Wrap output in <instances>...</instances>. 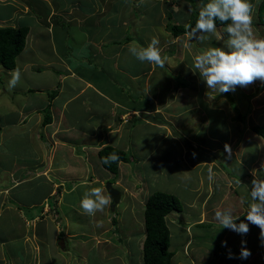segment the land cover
<instances>
[{
  "label": "crops",
  "instance_id": "0c3cea01",
  "mask_svg": "<svg viewBox=\"0 0 264 264\" xmlns=\"http://www.w3.org/2000/svg\"><path fill=\"white\" fill-rule=\"evenodd\" d=\"M60 1L62 0H0V8L6 10L0 13V25H26L29 28L26 44L16 57L14 69L20 70L21 81L14 91L22 93L20 98H23L29 92L44 93L47 90L45 104L49 103L50 111V120L45 124L41 114L45 104L20 112L16 104L18 102L12 104L10 92L14 91L8 90L7 76H11L14 69L6 70V80L0 81V103L2 100L10 104L0 113V264H41L45 259L44 249L50 259L55 255L57 258L63 257V253L57 248L62 230L68 237L75 234L73 231L69 233L70 221L66 216H63L62 229L59 230L60 221L53 215L57 208V212L62 211V202L67 194L57 179L62 177L67 180L71 177L70 174L83 179V171L88 170L84 163L88 162L90 165L93 155L97 157V150L108 144L107 131H114L117 126L120 131L123 123L133 124V120L138 117L150 129L171 125L165 115L169 113L171 97L169 94L162 96L159 86L165 84L163 90L166 91L175 87L176 83L171 76H150L153 67L147 62L141 63L142 66L139 67H136V62H132L128 49L130 45L136 44L132 42V36L131 39H126L129 37L126 29H120L124 24L128 25V21L115 19L119 11L123 12L121 4L112 6L110 3L115 2L114 0H97L99 5L94 8L89 0L88 6L82 8L84 5L80 2L68 5L59 4ZM15 8L20 12L17 16H14ZM129 17L136 16L131 14ZM67 26L80 29V36H69ZM88 29L92 32L90 36ZM77 63L80 67L75 66ZM110 76L113 79L109 83L114 84L115 81L119 85H114L115 91L111 89V92H107L105 86L102 88L99 84L106 85L103 79ZM54 88L57 91L49 100L48 90ZM180 88L186 89L184 84ZM118 89H125L128 94ZM252 90L256 91L254 96H259L264 92V85ZM40 97L44 98V94H40ZM13 98L15 99V95ZM157 99L160 101H156ZM159 112H162V121L155 120L152 115ZM30 115L34 118L27 121ZM82 115L86 116V120H82ZM20 131L26 134V144L16 143V133ZM244 131L249 134L250 125ZM238 134L239 129L235 131V137L238 138ZM253 135H247V143H244L242 137L233 140L231 136L226 143L212 137V146L209 143L193 142L209 153L201 152L193 158L200 167L192 186L191 180L188 181L186 195L189 199L184 200L170 190L181 200V212L186 208L196 211L193 217L184 221L186 226L194 225L195 229L220 226L214 212L229 207L234 214L245 220L244 209L251 202L248 197L251 186L249 187L247 178L253 179V173L264 177V172H261V165L264 164V139L255 133ZM12 137H15L13 142ZM164 138L166 137H161ZM172 139L182 144L178 137L173 136ZM83 140L87 142L86 145ZM144 141L141 139V144ZM146 141L151 142V139ZM75 142H80L82 147L86 146L87 153H75ZM136 144H139L138 139ZM225 144L230 146V157L225 152ZM115 147L124 150V147ZM182 152L184 149L174 155V159L178 163H190V159L180 160L185 154ZM72 158L77 159V166L69 163ZM209 169L214 173L213 181L208 179ZM61 170H64L62 174ZM180 175L181 173L178 181L182 182L186 177L180 178ZM114 184L117 185V182ZM70 189L72 187L68 191ZM190 194H194V198L191 199ZM48 199H52L55 204L50 205ZM242 199H246L247 203L242 204ZM67 205L70 209L74 208L68 201L65 203ZM185 215L186 213H182L181 218ZM254 227L257 231L255 236L259 239L260 230ZM195 231L202 234V231ZM231 231L225 228L220 232L219 240L221 243L226 242V253L223 256L214 254L212 264H264V251L251 248H248L251 255L247 259H241V242L237 249V244H234L236 241L230 238L233 233ZM251 236L249 231L242 239L246 241ZM63 246L61 247L65 251ZM229 254L232 258H229ZM58 261L59 264H67L64 260Z\"/></svg>",
  "mask_w": 264,
  "mask_h": 264
},
{
  "label": "rangeland",
  "instance_id": "374dc122",
  "mask_svg": "<svg viewBox=\"0 0 264 264\" xmlns=\"http://www.w3.org/2000/svg\"><path fill=\"white\" fill-rule=\"evenodd\" d=\"M79 2L84 5L81 6L84 8L88 6L89 0H62L58 3L76 5ZM204 2H208V0H122L121 3L116 1L117 4H121L123 12L119 11L115 19H127L128 25L124 24L120 29L127 30L128 36L133 37L132 42L137 47H146L153 36L158 37L160 40L159 47L161 48V55L166 57V64L164 68L152 65L150 76H158L159 74L171 76L176 83L175 87L168 88L166 91L163 90L166 87L165 84L159 86L162 96L169 94V97H171V100L169 99V113L165 114L167 122L171 125L164 128L154 127L150 129L148 125L144 124L141 117L133 120V124L123 123L120 131L117 130L119 129V126H117L114 131H107L106 136L110 145L121 146V148L126 145L124 150L131 158L128 162L119 161L116 173L106 170L100 164L98 157L93 155L94 159L90 165L88 162L84 163L88 170L83 171L85 175L83 179L74 177L71 174V177L67 180H63L62 177L57 179L64 191L67 192L64 196V202L72 203L74 208L70 209L68 205L65 206V203L62 202V211L57 212V208L53 215L60 221L61 228L58 226L59 230L62 229L63 216H66L67 220L70 221L68 225L69 233L73 231L75 235L68 237L65 231L62 230L59 240H63L64 244H61L64 245L63 247L66 250H63L59 241H57V248L60 249L61 254L63 253V257L57 258V255H55L56 257L50 259L46 255V249H44L45 259L41 264H59L58 260H64L67 264H143L141 250L144 235L143 208L147 195L154 190L167 192L171 190L183 197L184 200H188L189 198L186 195L188 181L191 180L190 185L192 186V182L194 183V179L198 176L196 172L200 167V165L195 164L193 158L201 152L206 153L208 151L199 148L193 142L209 143L212 146V137L215 136L226 143L229 136H231L233 140L242 137L244 143H247L249 140L247 135H253L254 132L250 130L248 131L250 133L247 134L244 128L264 120V92L259 96H254L256 91L252 90L254 87H260L261 82L259 80L248 87H237L235 91L228 92L233 99L232 101L226 96L227 93L217 95L215 92L208 90L199 74L192 69L195 56L201 54L207 48L225 47L227 34L224 29L227 25L217 26V32L214 34H205L208 38L204 42H199L196 39V36L201 35L200 32H197L189 41L186 33L173 37L168 30H165L166 22L169 21L176 24H186L195 10L200 9L197 4L201 6ZM250 2L254 5L253 30L257 36L264 37V25L255 23L259 0H250ZM90 4L95 8L99 5V2L90 0ZM110 4L115 5H113V2ZM16 10L15 8L14 16L20 13ZM3 11L6 10L0 8V13ZM131 14L136 17H129ZM66 30L69 36L72 34L80 36V29L77 30L75 27L67 26ZM88 33L90 36L91 29H88ZM221 37L223 38L221 39ZM132 62H136V67L142 66L141 62L133 56ZM75 66L80 67L79 63ZM5 73L8 74L6 69L0 67L1 82L6 80ZM10 78L11 76H7L8 81ZM112 79V76L103 79L106 85L101 83L99 84L100 87L104 88L105 86L107 92H111V89L115 91L114 85L119 84L115 81L114 84H110L109 82ZM182 84L186 87L185 90L180 88ZM176 88L178 91H176ZM118 90L128 94L125 89ZM11 91H14V89ZM50 91L48 90V92ZM10 93L12 104L18 102L16 104L20 108V112L32 110L34 109L33 106H43L47 102L45 98L47 90L44 93L29 92L23 98H20L22 93L17 94L15 91ZM40 94H44V98L40 97ZM14 95L15 99L13 98ZM156 101L160 100L157 99ZM8 105L10 104H6L1 100L0 113H3ZM159 106L162 110V106ZM43 112L41 110V114ZM152 115L155 120L162 121V112ZM33 118L30 115L27 121ZM82 120H86L85 115H82ZM82 120L79 121L80 124ZM94 120L96 121V118ZM232 120L235 122H232ZM91 122L93 121L91 120ZM238 129L237 138L234 134ZM42 132L45 133V130H42ZM16 134L18 136L16 143L18 145L26 144V134L22 131ZM162 136L166 138L161 139ZM173 136L181 139L182 144L173 140ZM148 138L151 139V142L146 141ZM137 139L139 144H136ZM141 139L145 140L144 144H141ZM14 140L15 137H12V142ZM77 141H80V139ZM86 143L83 140V144L86 145ZM74 145L75 153L82 155L87 153L86 146L82 147L80 142H75ZM182 149H184L185 156H183L185 158L182 156L180 160L189 161L190 159L192 164L178 163L174 159V155L180 153ZM196 152L198 153L196 154ZM76 161V158L69 159V163L71 162L75 166H77ZM80 163L83 166L81 161ZM63 172L64 170H61L60 174ZM261 172H264V167ZM180 173V178L182 176L186 177L182 182L178 181ZM247 180L250 187L252 179L249 177ZM114 182H117L118 186ZM106 183H110L112 187L118 190V202L113 203L112 201L108 208L102 213L97 212L95 216L85 215L80 208L83 194L94 187H104ZM70 187L72 189L68 191ZM190 196L191 199L194 198V194H190ZM48 201L50 205L55 204L52 199H48ZM112 205L113 207H111ZM195 212L193 208H186L182 212L171 210L167 215V225L170 231L169 249L173 252L171 259L175 264H212V259L215 258L214 254L223 256L226 253L224 245L219 240L220 232L225 230V228H221V225L195 229L194 225L188 227L187 224H184V221L193 217ZM182 213H186L183 218H181ZM98 223L101 224L100 227H97ZM249 228L252 236L246 240V247L264 251L260 238L258 239L255 236V227L250 224ZM195 230L202 231V234H197ZM231 232L233 233L230 238L236 241L234 244H237V248L241 240L244 239L240 234L234 231ZM83 249L85 250L83 251ZM240 249L241 245L239 246Z\"/></svg>",
  "mask_w": 264,
  "mask_h": 264
},
{
  "label": "clouds",
  "instance_id": "9594fccd",
  "mask_svg": "<svg viewBox=\"0 0 264 264\" xmlns=\"http://www.w3.org/2000/svg\"><path fill=\"white\" fill-rule=\"evenodd\" d=\"M253 12L254 5L250 0H208L206 4L200 6L195 26L187 25L188 40L190 41L197 32H200L201 35L196 36V39L199 42H204L208 38L205 34L217 32V21L227 24L224 29L227 34L225 47L207 48L195 56L192 65L193 71L199 74L206 88L217 95L235 91L237 87H248L257 80L264 85V37L257 36L253 30ZM229 21L230 23H228ZM159 45V38L153 36L146 47L130 45L128 50L141 63L147 62L150 65L164 68L166 57L161 55ZM20 81V70L18 68L12 70L11 78L8 81V90L14 89ZM48 113L50 115V111ZM42 115L44 120L45 111ZM224 148L230 157V146L225 144ZM118 160L119 156L112 153L102 158L101 162L107 165ZM262 167L264 164L261 165ZM208 179L209 181L214 180L212 169L208 170ZM248 197L251 202L244 209L245 220H240V215L234 214L230 207L215 210L214 217L221 228L231 229L241 236L247 235L250 231V224L258 227L261 246H264V177L256 176L253 173ZM241 203H247V200L242 199ZM111 204L112 196L106 187H94L83 194L80 208L85 215L95 216L97 212L102 213ZM168 214L164 216L166 223ZM100 226L101 224L98 223L97 227ZM222 244L227 246L226 242H222ZM250 255L251 252L246 247V241L241 240L240 258L247 259ZM229 258H232L231 254H229ZM172 264L175 263L172 262Z\"/></svg>",
  "mask_w": 264,
  "mask_h": 264
},
{
  "label": "trees",
  "instance_id": "16d2710c",
  "mask_svg": "<svg viewBox=\"0 0 264 264\" xmlns=\"http://www.w3.org/2000/svg\"><path fill=\"white\" fill-rule=\"evenodd\" d=\"M113 5L118 0H114ZM119 0L118 3H121ZM204 2L203 4H206ZM109 5V3H108ZM198 8L200 5H198ZM199 10H195L191 19L186 24H176L171 21L166 22L165 30H168L173 37H176L187 32V25L195 26L198 19ZM257 24H264V0H259L256 10ZM217 26L227 25L216 22ZM230 23V21L228 22ZM29 32V28L26 25L11 26L0 25V66L6 70H11L16 67V57L22 51L26 44V36ZM131 39L130 36L126 38ZM56 89L49 92V100L56 93ZM226 96L230 99L231 96L227 93ZM49 103L43 108L45 111V118L43 123L50 120L48 113ZM240 117V116H238ZM250 130L256 135L264 139V120L260 123H255L250 126ZM115 153L119 156L117 162L110 164H103L102 158ZM97 157L101 165L112 173H116L118 169L119 161L128 162L131 160L126 150L117 148L110 144H105L97 150ZM19 207V206H18ZM172 209H182L180 199L173 193L154 190L147 195L144 200L143 208V225L144 235L142 239V260L143 264H172L171 257L173 252L169 250L170 246V231L168 225L164 219V216L168 214ZM115 221V220H114ZM211 264V263H207Z\"/></svg>",
  "mask_w": 264,
  "mask_h": 264
},
{
  "label": "water",
  "instance_id": "95a60500",
  "mask_svg": "<svg viewBox=\"0 0 264 264\" xmlns=\"http://www.w3.org/2000/svg\"><path fill=\"white\" fill-rule=\"evenodd\" d=\"M105 187L107 189V191L110 193V195L112 196L113 201H117L118 197H119V192L117 189L113 188L110 183H106ZM62 242H59L60 246H62L63 244H61Z\"/></svg>",
  "mask_w": 264,
  "mask_h": 264
},
{
  "label": "bare ground",
  "instance_id": "6f19581e",
  "mask_svg": "<svg viewBox=\"0 0 264 264\" xmlns=\"http://www.w3.org/2000/svg\"><path fill=\"white\" fill-rule=\"evenodd\" d=\"M117 200H118V199H117ZM112 201H113V199H112ZM114 202H116V201H113V203H114Z\"/></svg>",
  "mask_w": 264,
  "mask_h": 264
}]
</instances>
